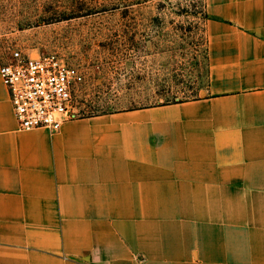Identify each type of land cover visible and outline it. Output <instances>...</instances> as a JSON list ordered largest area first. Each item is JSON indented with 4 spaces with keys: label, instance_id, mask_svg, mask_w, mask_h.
<instances>
[{
    "label": "crops",
    "instance_id": "crops-1",
    "mask_svg": "<svg viewBox=\"0 0 264 264\" xmlns=\"http://www.w3.org/2000/svg\"><path fill=\"white\" fill-rule=\"evenodd\" d=\"M208 84L20 130L0 77V264H264V0H204Z\"/></svg>",
    "mask_w": 264,
    "mask_h": 264
},
{
    "label": "rangeland",
    "instance_id": "rangeland-1",
    "mask_svg": "<svg viewBox=\"0 0 264 264\" xmlns=\"http://www.w3.org/2000/svg\"><path fill=\"white\" fill-rule=\"evenodd\" d=\"M204 0H0V54H56L82 74L73 117L198 98Z\"/></svg>",
    "mask_w": 264,
    "mask_h": 264
},
{
    "label": "built area",
    "instance_id": "built-area-1",
    "mask_svg": "<svg viewBox=\"0 0 264 264\" xmlns=\"http://www.w3.org/2000/svg\"><path fill=\"white\" fill-rule=\"evenodd\" d=\"M0 77L20 130L56 132L74 116L73 95L82 74L56 54L8 48L0 54Z\"/></svg>",
    "mask_w": 264,
    "mask_h": 264
}]
</instances>
